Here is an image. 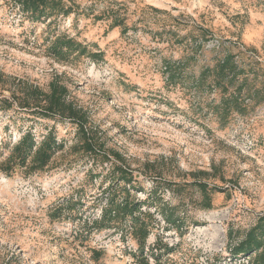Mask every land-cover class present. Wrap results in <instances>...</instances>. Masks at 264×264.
Wrapping results in <instances>:
<instances>
[{"label": "rangeland", "instance_id": "obj_1", "mask_svg": "<svg viewBox=\"0 0 264 264\" xmlns=\"http://www.w3.org/2000/svg\"><path fill=\"white\" fill-rule=\"evenodd\" d=\"M74 1L76 13L49 28L0 2V162L26 130L41 141L52 129L63 145L40 173L0 172V264H139L129 224L91 225L111 189L124 187L114 166L131 175L125 188L151 215L148 264H252L253 255L234 249L264 217V103L248 101L246 114L221 127L211 110L219 92L192 83L231 54L260 86L264 0ZM111 9L126 17L125 35L105 18ZM57 35L102 52V60L55 62L48 47ZM166 63L183 65L180 81L166 82ZM55 76L108 156L81 153L70 122L2 103L23 84L48 92ZM196 183L216 191L209 209ZM165 208L175 225L165 222Z\"/></svg>", "mask_w": 264, "mask_h": 264}, {"label": "trees", "instance_id": "obj_2", "mask_svg": "<svg viewBox=\"0 0 264 264\" xmlns=\"http://www.w3.org/2000/svg\"><path fill=\"white\" fill-rule=\"evenodd\" d=\"M4 5L16 7L21 16L30 23H48V28L55 17H67L76 13L79 7L74 0H0ZM111 19L113 27L120 28V34L125 35L128 28L125 25L126 17H122L119 11L109 10L105 16ZM48 53L55 62L63 63L71 58L79 59L87 57L93 62L102 60L103 53L97 51L92 53L86 45L77 42L66 35L54 36L50 41ZM255 68H252L253 77ZM166 82L174 84L182 79L183 65L180 63H166L164 67ZM20 83V81H18ZM192 86L203 89H215L219 92L220 101L214 105L212 113L221 127L227 123L230 116L237 114L243 116L248 112V101L254 105L264 103V80L260 86H256L249 79V74L240 68L235 62V56L225 55L212 68L203 69L197 77H194ZM24 91L17 97L12 94V102L2 101L8 108L14 104L20 111L34 118H44L59 121H68L76 127V134L79 137V149L81 153L93 158L98 155L108 156L100 151L101 146L94 140L87 131V118L82 109L76 107L71 101H66L68 94L67 87L60 81V77L55 76L48 84V92H44L36 86L23 84ZM63 145L58 142L54 132L50 129L46 135L40 138L30 130L22 133L16 143L9 147L8 156L0 162V172L6 176H11L16 171H24L27 174H36L45 170ZM112 156L115 161L120 162V157L116 154ZM105 160V159H104ZM117 182L124 183V187H115L104 203L100 218L94 221L92 226H115L117 228L127 227L137 244V251L141 258L139 264H148V259L144 257L146 240L150 232L151 215L143 212V203L134 198H130L129 190L131 175L123 170V167L114 166L112 168ZM113 184V183H112ZM200 187L205 208L211 207V194L207 193L206 185L196 183ZM123 196V197H122ZM172 209H162L161 213L167 224L175 225L173 221ZM167 245L163 247L166 251ZM161 250V249H158ZM253 255L252 264H264V217L258 218L256 224L248 230L245 237L234 249V255ZM154 258L153 252H150Z\"/></svg>", "mask_w": 264, "mask_h": 264}]
</instances>
